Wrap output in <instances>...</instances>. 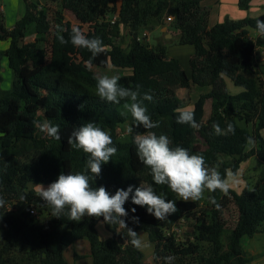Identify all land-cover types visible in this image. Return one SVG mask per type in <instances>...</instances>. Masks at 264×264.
Here are the masks:
<instances>
[{"label": "trees", "instance_id": "obj_1", "mask_svg": "<svg viewBox=\"0 0 264 264\" xmlns=\"http://www.w3.org/2000/svg\"><path fill=\"white\" fill-rule=\"evenodd\" d=\"M22 1L25 12L11 29L0 6V40L10 42L7 50L0 51V71L7 58L14 74L10 90L0 87V196L7 202L0 208V264H69L65 250L83 239L90 242L91 264H148L143 251L131 244L126 229L105 224L112 236L102 240L97 229L102 217L98 221L86 216L79 222L52 217L51 208L29 187L33 183L48 186L61 172L91 177L87 154L67 143L71 133L89 121L107 131L117 148L111 160L102 165L101 175L92 183L94 188L103 186L114 194L129 185L138 187L142 180L158 195L176 202L178 211L163 220L130 200L125 204L130 216L139 217L138 224L129 221L128 227L139 236L140 232L148 233L155 246L156 264H166L168 256L175 257L171 264H248L251 258L241 241L244 236L264 233V168L257 181L240 192L230 189L225 195L206 190L203 204L200 200L183 201L166 185H156L150 169L139 160L133 141L137 133L149 130L137 127L130 113L121 115L124 101L113 104L97 96L96 76L65 62V45L58 35H63L59 29L65 10L80 23L94 26L93 37L103 41L105 51L93 64L124 71L119 75L121 86L135 89L140 85L141 96L149 93L153 97L143 101L151 119L160 124L150 131L167 135L173 147L179 145L190 154L202 155L206 165L216 167L223 177L228 171L238 174L241 164L253 156L264 164V64L257 62L264 37L252 40L248 33L250 28L256 29L257 19L264 20V14L256 19H226L209 28L210 11L202 6L203 0H46L45 6L41 0ZM49 2L63 10H52ZM251 2L239 0V7L249 9ZM115 15L118 18L112 22ZM169 16L173 21L168 23ZM151 22L167 26L179 45L195 47L190 77L179 60L169 56L168 41L149 45L140 38L142 28ZM123 28L131 35L127 48L115 42ZM32 35L35 39L26 42ZM227 79L242 91L232 93ZM193 86H211L190 110L195 113V128L176 122L178 112L186 107L176 91ZM208 101L211 113L207 117ZM45 120L60 126V140L40 130L39 124ZM214 123L222 130L232 123L235 134L216 135ZM126 125L133 131L121 140L119 129ZM195 134L205 147L194 141ZM249 137L256 142L251 149ZM21 196L26 199L21 201ZM33 207L39 212L47 210L44 223L35 218L37 213L32 215ZM184 216L195 223L186 232L188 238L177 243L166 229ZM203 244L212 246L209 254L203 253ZM80 257L75 255V259Z\"/></svg>", "mask_w": 264, "mask_h": 264}, {"label": "clouds", "instance_id": "obj_2", "mask_svg": "<svg viewBox=\"0 0 264 264\" xmlns=\"http://www.w3.org/2000/svg\"><path fill=\"white\" fill-rule=\"evenodd\" d=\"M169 17L173 18V16ZM166 21L171 22L168 18ZM59 31L64 32L66 29L60 28ZM256 31L259 36L264 37V20L257 19ZM147 36L148 34L144 33L143 38L142 36L140 38L147 40ZM58 39L61 44L71 43L74 47L88 50L91 56L85 63L89 70L93 66V60L105 51L103 41L99 37L89 38L78 26L71 28L68 39H65L63 35H58ZM263 51L259 52L260 55H263ZM95 79L96 94L101 100L113 104H120L124 101L122 107L125 112L121 115L130 113L137 127L143 126L144 129L149 130L143 134L137 133L133 141L137 147L139 160L150 169L156 185H166L183 201H199L206 190L208 192L219 190L227 195L230 189L240 185L241 180L236 173L228 171L226 176L222 177L216 167L209 168L206 165V160L202 155L190 154L186 148L179 145L173 147L167 135L158 136L150 131L158 128L160 124L151 119L147 107L143 106L144 100L151 101L153 97L149 93L141 96L140 85H136L135 89L121 86L117 75L104 74L96 76ZM176 122L193 128L198 127L195 113L190 110H180ZM212 127L216 135L235 134V127L232 123L227 124L226 130H222L217 123H214ZM39 128L47 136L55 140L61 139L59 125L45 120L39 124ZM132 131L131 127L127 129L129 134ZM67 143L74 149L82 150L87 154L86 168L90 171L91 177L85 173L65 174L61 172L57 179L47 187L43 184L35 185V194L51 208L52 217H65L75 222L81 221L86 216L96 218L98 221L102 217V224L118 225L126 229L131 244L137 249L149 247L136 231L128 227L129 221L138 224L139 217L130 216L125 204L130 200L136 206L146 207L147 213L157 220H163L178 211L176 202L167 200L163 195H158L151 185L143 183L138 187L129 185L127 189H117L114 194L109 193L103 186L94 188L92 183L96 177L101 175L102 165L107 164L117 152L110 134L95 123L89 121L79 126L68 137ZM247 145L254 147V139L249 137ZM25 199L24 196L20 197L21 201ZM210 200L211 203L216 204L215 199L210 198ZM6 204V200L0 196V208H4ZM135 212L136 208L133 207L131 213ZM190 227L188 226V230ZM164 259L166 264H171L175 257L168 256Z\"/></svg>", "mask_w": 264, "mask_h": 264}, {"label": "rangeland", "instance_id": "obj_3", "mask_svg": "<svg viewBox=\"0 0 264 264\" xmlns=\"http://www.w3.org/2000/svg\"><path fill=\"white\" fill-rule=\"evenodd\" d=\"M40 3L42 4V6H45L47 3L46 0H41ZM49 5L52 6V10L53 9H57V10H63L61 8V6H59L57 3H51L49 2ZM0 6L3 10L4 13V17H5V23L6 25H10L13 22H16V20L21 17L23 15V13L25 12V4L22 0H0ZM64 14V20L62 23V28L66 29V31L63 32V35H65L66 39L69 38V33L71 31V28L74 26H78L80 27L84 33L89 37L92 38L95 34V27L92 25H84L82 23H80V21L76 18V16L74 14H72L70 11L65 10L63 12ZM56 25V27H59V24H54ZM171 29V31H174V29L171 27L169 28ZM33 30V29H32ZM148 30V32L150 31L148 28L146 29ZM167 33H169L168 29L164 30V33L162 31H153L151 33V37H150V41L151 44L156 45L158 43V41H165L168 43V51L170 52V54L172 56H182L183 58H181V63L183 65L184 68H188L187 70L190 71V64L189 61L186 59H184V56H188L189 55V51H191V46H181L178 43H176L177 39L174 38V36L172 35L167 37ZM148 34V33H147ZM143 38V34L141 35ZM35 35L29 36L26 39V42H31L33 41L35 38ZM149 37V34L147 36V39ZM158 38V40H157ZM171 38V39H168ZM131 41V35L128 33L127 28H123L122 29V34L121 37H119L115 42L117 44H120L122 47L127 48L129 46V43ZM149 42V41H147ZM172 46H177L176 48H173ZM194 49V48H193ZM174 50V53H172L171 51ZM264 49H258V52L263 51ZM91 53L83 48H77L74 47L71 43H68L65 45V49H64V59L65 62L72 68L76 69V70H86L92 74H94L95 76H99V75H104L107 74L109 76L112 75H117L119 76L122 73H125L124 71H116L113 68H99L97 66H95L93 64L92 68L89 70L88 66L86 65V61L90 58ZM11 78L8 77V74L4 73V76L6 78L5 84L3 85V87L5 86V88L7 90H10L12 88V81H13V71L11 69H8ZM190 75V74H189ZM190 77V76H189ZM12 79V80H11ZM262 79L264 81V75L262 76ZM228 80L229 84H232V82ZM0 87H2V84L0 85ZM208 87V86H207ZM207 87H204L201 90H197L195 89V87H189V88H179L176 91V95L178 97V99L180 101H182L184 104H192V100L196 99L200 94H202V92H206L207 91ZM2 90H4L3 88H1ZM230 91L235 92V89H240V87H236L235 84L231 86V88L229 87ZM192 97V99H191ZM193 107L192 105H189L188 108ZM211 113V101H208L207 105H206V116L208 117ZM128 126H124L123 128L119 129V136L121 140H125L127 138L128 132H127ZM194 141L199 144V146H203L205 147L204 142L199 138V136L197 134L194 135ZM257 164V165H255ZM248 162L245 161V163L243 164V168L241 170V172L239 173V176L242 175L240 178L244 179V186H247L248 184H253L257 181L258 177L260 176L261 172L263 171L264 168V164L263 162L259 161L256 158H253V162L250 166H248ZM240 179V180H241ZM143 183L142 180L139 182V186L140 184ZM243 183V182H241ZM145 184V183H143ZM35 185L36 184H30L29 187L30 189H35ZM45 187H47V185L43 184ZM146 185V184H145ZM205 199H206V194L204 193L203 198L200 200L201 204L205 203ZM49 208V207H48ZM37 215L35 216V218L41 222L44 223L47 219L48 216V212L47 210L44 211H40V209H37ZM186 219L189 222V226H191L193 223H195V220L193 218H188L186 217ZM2 236V230L0 227V239ZM184 238H188L187 234L184 235ZM203 246L205 247L203 251L204 254H209L212 250V246L208 245V244H203ZM146 252V254H148V248H143ZM264 262V258L263 257H257L256 261L254 262L255 264H259V263H263ZM251 264V263H249Z\"/></svg>", "mask_w": 264, "mask_h": 264}, {"label": "crops", "instance_id": "obj_4", "mask_svg": "<svg viewBox=\"0 0 264 264\" xmlns=\"http://www.w3.org/2000/svg\"><path fill=\"white\" fill-rule=\"evenodd\" d=\"M202 6L207 7L210 11L209 18H208L209 28H212L213 26H215L218 23L224 22L226 19H231V20H242V19H247V18L256 19V18H258L264 14V0H252L250 8L246 9V10L241 9L239 7V0H203ZM15 23L16 22H13L12 24H10V25L7 24L6 26H7V28L11 29L15 25ZM147 28L150 30L149 32H148V30H146ZM165 29H168V27L167 26L162 27L156 23L151 22L142 28L141 35L144 33H148L149 37L145 41L146 42L149 41V42H147L149 45H154V44H151V41H150L151 33L153 31H157V30L158 31L160 30L164 33ZM248 33H249V37L252 40H256L257 38L261 37L257 34L256 29L250 28ZM166 35H167V37H169V36L172 37L173 34L171 32H169ZM26 39H25V41H26ZM168 39H171V38H168ZM157 40H158V38H157ZM9 45H10L9 41H6V40L1 41L0 40V51L7 50ZM181 46H191L192 50L189 51V55L184 56V59L185 60L187 59L189 61V64H190V59L195 54V47L193 45H181ZM172 47L176 48L177 46H172ZM171 52L174 53V50H172ZM168 54L172 58L178 59L180 64L182 65V63H181V58H183L182 56H179V57H177L176 55L172 56L169 51H168ZM262 56L263 55L258 56L259 64H264ZM182 68L184 69V71L187 73L188 76H191V67H190V71L187 70L188 68L187 69L184 68L183 65H182ZM8 69H10L9 64H8V59L4 58L2 61V68L0 71V73L3 77V82L1 83L2 84L1 88H3L4 90H7L5 88V86L3 87V85L5 84V81H6L4 73L8 74V77L11 78V75H10ZM226 83H227L228 89H229V87L231 88L232 84L234 85L233 82H232V84H229L228 80L226 81ZM195 89L200 90V93H201V90H204L202 88H197V87H195ZM210 90H211V86H208L207 91L202 92V93H207ZM241 91H242V88L235 89V92H232V91L231 92L232 93H239ZM191 99H192V97H191ZM196 99H193L192 104H189V105H192L193 107L188 108L189 105L185 104L186 105L185 110H192L194 108V103H195ZM262 135L264 137V130L262 131ZM255 144H256V142H255ZM249 148L251 149L253 147H249ZM253 158L258 159L256 156L250 157L248 160H246V162H248V164H249L248 166H250L252 164ZM244 163L245 162H243L241 164L240 170L237 174L238 176H239V173L241 172V170L243 168ZM255 165H257V164H255ZM241 176L242 175H240L239 178ZM241 182H243V183H240V185L235 187L234 190L240 192L246 187V185L244 186V179H241ZM97 229L99 232V236L102 240H107L112 236L111 232L109 230H107L105 224H102L101 222H99L97 224ZM140 238L149 245V247H146V248H148V254L145 253L146 251L144 249H141L145 255V262L148 264H156L154 261V247L155 246L150 241L148 233L140 232ZM241 242H242L244 250L247 252V255L251 258V261L249 263L255 264L254 262L256 261V258L258 256L264 258V233H257L252 237L251 236H244L242 238ZM75 255H79L81 257L79 259H75ZM64 256H65V258L69 264H91L93 262V258L91 255V246H90L89 240L83 239V240L76 241L72 246H70L69 248H67L65 250ZM259 264H264V262L259 263Z\"/></svg>", "mask_w": 264, "mask_h": 264}, {"label": "built area", "instance_id": "obj_5", "mask_svg": "<svg viewBox=\"0 0 264 264\" xmlns=\"http://www.w3.org/2000/svg\"><path fill=\"white\" fill-rule=\"evenodd\" d=\"M117 15H115L112 20L113 22L117 19ZM173 18L172 17H168V21H172ZM263 61H264V51H263ZM31 213L32 215H35L37 213L36 208H32L31 209ZM188 220L186 219V217H182L181 219H179L175 225H173V227H171V229H167V234L170 236H174L177 243L183 242L185 241L184 239V235L185 233L188 231Z\"/></svg>", "mask_w": 264, "mask_h": 264}, {"label": "water", "instance_id": "obj_6", "mask_svg": "<svg viewBox=\"0 0 264 264\" xmlns=\"http://www.w3.org/2000/svg\"><path fill=\"white\" fill-rule=\"evenodd\" d=\"M257 56H260V53L259 52H257Z\"/></svg>", "mask_w": 264, "mask_h": 264}]
</instances>
